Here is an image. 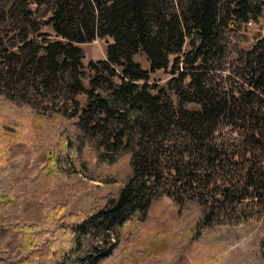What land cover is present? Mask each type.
Returning <instances> with one entry per match:
<instances>
[{
    "label": "trees",
    "instance_id": "trees-1",
    "mask_svg": "<svg viewBox=\"0 0 264 264\" xmlns=\"http://www.w3.org/2000/svg\"><path fill=\"white\" fill-rule=\"evenodd\" d=\"M99 38L111 41L106 57L85 61L81 45ZM161 69L172 77L149 85ZM0 108V174L22 159L13 181L35 186L19 196V224L0 217L6 264H101L111 237L137 222L167 232L166 248L186 207L194 240L264 222V0H0ZM24 110L64 128L49 134L51 152L31 147L47 130L22 135L2 120ZM224 124L240 130V146L218 140ZM71 158L120 182L89 193L79 222L64 211L65 185L53 188Z\"/></svg>",
    "mask_w": 264,
    "mask_h": 264
},
{
    "label": "rangeland",
    "instance_id": "rangeland-1",
    "mask_svg": "<svg viewBox=\"0 0 264 264\" xmlns=\"http://www.w3.org/2000/svg\"><path fill=\"white\" fill-rule=\"evenodd\" d=\"M32 10L36 9L35 4L30 5ZM48 32L53 30L48 27ZM57 39L54 35L51 38ZM109 39H96L92 43H83L81 48L86 53L85 61L90 59L99 60L105 58ZM253 46L252 43H243L241 47L248 51ZM135 60L140 63L142 68L148 67L146 56L138 53ZM182 66L180 65L179 68ZM172 74L163 69L151 74L149 85L157 84L162 86ZM142 83V82H139ZM87 84V82H86ZM240 84V83H239ZM75 99L80 103V107L85 106L86 95L78 94ZM1 109V108H0ZM22 116H13L10 119H2L7 124H16L17 130L22 135L28 133L32 137L36 136L41 130H47L44 135L46 139H41L33 143L31 147L37 155L42 151L51 152L50 147L46 144L48 138L59 134L65 136L64 128L54 123V119L37 118L22 111ZM75 120V119H74ZM216 136L219 141L227 142L236 146L241 144V132L239 129H233L232 126L224 124L217 128ZM91 162V163H90ZM87 167H82L72 158L61 164V171L58 174L56 183L53 188L59 184L65 185L68 189L71 201L64 209L65 213H76L78 215L75 222H79L83 214L93 206V199L90 194L102 195L104 189L116 187L117 184L110 183L107 173L101 172L97 164L92 160H87ZM23 160L17 159L10 161L9 170L0 174V195L8 193L10 199L4 205L3 199L0 198V217L13 216V224L21 222L20 194L34 193L35 186L30 185L27 189L13 181V178L20 177ZM46 194V190L42 191ZM8 196H5V199ZM172 208V207H171ZM194 208H185L183 213L174 223V233L168 236V244L161 245L166 240L167 232L160 231L154 233L146 230L141 223L133 225L127 224L122 230V234L117 239L111 237V241L116 243L101 264H172L177 256L184 255L186 261L180 264H264V259L259 252L260 240L264 235V222L253 224H243L242 226H219L209 233H203L197 237V240L190 238L186 232L187 228L193 225ZM127 237H132L129 243H122ZM7 256L0 255V264H6Z\"/></svg>",
    "mask_w": 264,
    "mask_h": 264
}]
</instances>
